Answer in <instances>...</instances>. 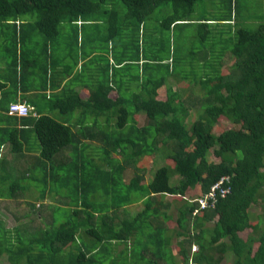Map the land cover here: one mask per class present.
I'll use <instances>...</instances> for the list:
<instances>
[{"label": "trees", "instance_id": "obj_1", "mask_svg": "<svg viewBox=\"0 0 264 264\" xmlns=\"http://www.w3.org/2000/svg\"><path fill=\"white\" fill-rule=\"evenodd\" d=\"M115 1L126 7L120 23ZM257 1L217 0L214 15L205 9L207 0H0V42L18 39L26 26L31 39L47 43L69 33L70 50L81 43L89 52L94 46L84 42V29H99L102 22L108 41L119 37L123 48L130 34L163 47L156 36L161 31L169 34L168 43L178 37L186 44L185 26L198 39L182 66L173 51L172 64L151 53L159 69L165 65L163 73H155L151 60L154 70L148 66L140 74L133 68L129 80V74L115 75L116 98L108 96V83H99L86 99L72 89L50 95L59 110L55 116L40 112L34 118L30 110L12 118L7 110L17 103L15 93L4 91L0 146L16 159L1 175L7 185L0 187V197L30 195L41 203L35 206L31 197L23 212L3 205L17 224L9 225L0 210V263L264 264V0ZM63 22L69 23L67 31ZM121 55L127 56L125 50ZM16 61L20 70L13 67L7 78L22 86L28 66ZM46 71L34 75L46 78ZM170 79L187 80V96ZM137 81V91L122 90ZM5 86L0 81V91ZM163 86L166 97L159 98ZM224 118L238 127L220 129ZM12 119L20 128L10 125ZM22 163L24 171L18 169ZM225 175L229 191L206 198L201 207L198 198ZM32 181L36 192L27 191ZM197 185L200 197L187 198ZM46 198L52 201L45 204ZM134 201L143 204L135 214L128 206ZM253 204L262 210L257 221L250 216ZM247 228L250 234L242 236ZM194 244L198 251L192 253Z\"/></svg>", "mask_w": 264, "mask_h": 264}, {"label": "crops", "instance_id": "obj_2", "mask_svg": "<svg viewBox=\"0 0 264 264\" xmlns=\"http://www.w3.org/2000/svg\"><path fill=\"white\" fill-rule=\"evenodd\" d=\"M11 28L14 29L12 26L8 27L10 31ZM17 28L19 31L18 26ZM32 34L33 31L28 30L25 26L20 34L21 37L18 35V39L12 38L9 43L6 41L0 42V81L6 83L4 90L0 91L1 114H5V105L3 106L1 105V103L4 99L3 93L7 89H11L10 92L15 93V96H13L12 98L16 99V102L25 103L31 108V116H33L34 118L37 117L40 112L52 116L58 114L59 110L54 105V102L50 100L49 96L57 95L61 90L64 89H72L74 90V92L78 93L79 97L86 99L89 97L90 91L93 90L99 83H108L113 87L110 88L108 96L110 98H116L118 96V91L117 87L113 86L115 82V75L119 73L129 74V76H125V80L132 79V74L129 72L133 71V68H136L138 72L142 74L144 68L149 66L150 63L148 62H151V60L153 61L152 57L149 54H144L143 46L149 40L145 39V36L142 34L138 35V39L135 40L136 45H139V53L137 54V49L135 51V54L131 52L132 42L129 38H127V42L130 45H128L126 48H123V51H126L127 56L121 55L122 57H120V51L118 48H116L117 46L113 44L112 40L108 41L111 50L103 51L101 49L99 51L100 54H98L97 48L95 46L90 49L89 52H85L84 50H82L83 47L80 46L81 43L79 44L80 47L76 45V49L74 48L75 51L70 50L69 46L71 43V36L69 33L63 34L61 37L59 36L57 39L48 41L47 43L43 41H37L35 38L31 39ZM21 38H23V40H21ZM119 39L121 40V38ZM129 48L131 53L127 50ZM97 54L98 56L97 58H95ZM14 60H24V63L28 66L29 74L28 76L27 74H25L27 81L22 86H20L19 84L12 86L7 78L9 74L14 75L12 70L13 67H15L17 71L20 70V64L17 61L15 63ZM153 63L155 65L157 64L154 61ZM156 67L157 69L159 68L158 66ZM45 68L47 69V79L44 77L45 74L42 76L34 75V73L37 71L43 73ZM154 68L155 66L152 67V70H154ZM37 77L41 78V83L38 81ZM45 79L47 80V83L45 82L44 85ZM43 86L47 87L45 88L46 96L41 90ZM161 90L162 87L158 90V97L161 98L162 96H164L162 98H165L166 92L160 95ZM185 96L187 95L183 93L182 97ZM192 110L193 109H191V111ZM7 114L9 116H13L12 118L15 119L23 116L10 114L8 113V110ZM4 119V117H0V120ZM11 121L12 122H10V125L12 127L20 128L18 124H14L15 121L13 119ZM26 150L27 149H25V151ZM29 154H37V151H31L29 152ZM15 159L16 156L10 153L9 147H7L6 145L0 146V187L7 185V182L2 181L1 175L5 170L9 168V166H11ZM28 160V158H25L24 163H26ZM3 162H6V165H4ZM22 165L24 164L22 163L18 167L20 171H24ZM27 175L28 174H26V176ZM36 187V182L32 181L29 184L27 191L36 192ZM29 198L30 195L26 198L22 197L19 200L0 197V210L4 212L3 216H6V213L9 215L11 214L10 211L3 207L6 202H9L11 204L12 209L16 208L23 212V208H30L28 203ZM46 199L42 200V202H44L45 204H49L52 201L51 199ZM137 202L139 201H134L132 206ZM38 203L39 202H36L35 206H38ZM62 205H65V203ZM65 206H69V204L66 203ZM128 206L131 207V205ZM132 213L135 214V212ZM14 223L17 224V220ZM190 264L197 263L191 262Z\"/></svg>", "mask_w": 264, "mask_h": 264}, {"label": "rangeland", "instance_id": "obj_3", "mask_svg": "<svg viewBox=\"0 0 264 264\" xmlns=\"http://www.w3.org/2000/svg\"><path fill=\"white\" fill-rule=\"evenodd\" d=\"M208 2H206L208 5L206 6V10H208V13L210 14V13H212V14H217V6H215L214 7V5H215V2L217 1V0H207ZM213 1V2H212ZM261 1H263V0H260V1H257L258 3H260ZM252 4H254V1H252L251 2ZM262 4V3H261ZM115 7H116V9H118V11H119V15H118V19H119V23L122 21V19H123V14H124V12H125V10H126V7L122 4V3H120L119 1H115L114 2V4H113ZM198 6H200V4L198 5ZM198 6H196V8H195V12L196 13H198V12H200L201 10H200V8L198 7ZM108 7H112V3L111 4H108ZM263 7H264V5H263ZM162 9V8H161ZM160 9V10H161ZM169 9V8H168ZM168 9L167 8H165V9H163V10H161L162 11V15L161 16H159V17H162V16H165V13H167V11H168ZM204 9V10H205ZM159 10V11H160ZM203 13V12H202ZM107 19V18H106ZM105 20V19H104ZM68 24L69 23H66V22H63V25L62 26H64V29L67 31V28H68ZM153 24H154V21L152 22V21H150V24L148 25L149 27H151V26H153ZM251 24H253V25H256V22H253V23H251ZM98 26H100V28L99 29H95L93 26V28L92 27H86L85 29H84V32L83 33H85V35H84V42H87V43H89L90 45H88V46H95L96 48H97V53L98 54H100V50L102 49L103 51H105V50H111V48H110V46H109V42H108V39L106 38L107 37V33H108V25L107 24H105V22H102L101 24H98ZM182 29H184L183 31H182V36L183 37H187L189 40H188V43H186V44H182V40L181 39H179L178 37H176V35L182 30ZM181 30H179V31H176V32H172L171 34H170V40L171 41H173V39L175 38V41L173 42V43H168V36H169V34L167 33V32H160L159 34H157L156 36L159 38L158 39V41H160V43L162 44V46L163 47H159L157 44H154V43H150L149 41L148 42H146L145 44H144V46H143V49H144V54L145 55H151V53H152V55H159V57H160V59L161 60H163V62L164 63H171L172 64V60L171 59H169V58H173V56L171 55V51H173V55L174 56H176L177 57V61H179L181 64V66L183 65L182 63H186V62H188V59L186 58V57H184L183 55H184V53L189 49V47L191 48L192 46H191V44H193L194 42H197L198 41V39H197V37H196V33L194 34V36L192 37L191 36V30H190V27H187V26H185L184 28H182ZM124 33H131V31H128L127 30V28L124 30ZM37 38H39V39H41L42 37H41V35H38L37 36ZM127 38H129L130 40H131V42H132V49H131V52L133 53V54H135V51H136V49H137V47H138V45H136V43H135V40L137 39V36H134V35H131L130 34V36H128ZM112 42H113V44H115V46H117L116 48H118L119 49V51H120V54L122 53L123 54V46H121V45H118V44H120L119 42H118V39L116 38V37H114L113 39H112ZM130 45V44H129ZM85 46H87V45H85ZM135 46V47H134ZM86 48H88V47H86ZM126 48V47H125ZM158 48V49H157ZM160 48H161V50H160ZM129 52H130V48L129 49H127ZM126 52V51H125ZM130 52V53H131ZM98 54L96 55V57L95 58H97V56H98ZM130 57H132V56H130ZM196 60H200V59H198L197 57H196ZM149 66H151L152 67V64L151 65H149ZM155 66H157V65H155ZM164 68H165V65L164 64H162L161 66H160V69L158 68L156 71H155V73H157V74H160V73H163V70H164ZM184 70H185V72L184 73H186V74H189V78H194L193 77V75H191L190 76V74L191 73H187V72H189L188 70H187V68H184ZM199 71V70H198ZM198 71L196 70V78L198 77V75L200 74V73H198ZM225 72H227V70H225ZM129 73H131V74H135V72H133V71H130ZM178 77L181 75V73H179V74H176ZM172 76H175L174 74H172ZM176 77V76H175ZM168 78H170V77H168ZM135 83V82H134ZM168 84L169 85H171L173 88H178L180 91H181V89H182V94H183V92H184V94H186V92H188L189 90H190V87L188 86V83H187V81H176L175 79H170L169 81H168ZM177 84H178V86H177ZM138 81L135 83V84H131V85H129L128 83L126 84H123V88H122V90H124L125 88L127 89V90H129V91H132V92H134V91H137L138 90ZM125 89V90H126ZM128 91V92H129ZM166 91H165V86H163L162 87V90L160 91V95L161 94H164ZM162 97H164V96H162ZM194 109V108H193ZM194 113V112H193ZM91 116L89 117V119L87 120L88 122L87 123H91L92 122V120H91ZM142 120V118L140 117L139 118V122ZM222 124H221V127H220V129L222 128V127H235V128H237L238 127V125L236 124H233L232 122H230L229 120H227L226 118H224L223 120H221L220 121ZM224 125V126H223ZM213 130H215V132L216 133H219L218 131H219V129H215V127H213ZM95 157V160H96V162L98 163V164H102L101 163V160H100V158H99V155H98V157L97 156H94ZM210 158L212 159V160H214V161H217L218 159L216 158V157H214L213 155H210ZM141 161H143L142 159H141ZM146 161H148V159H146ZM159 162V164L160 163H162V161H158ZM143 162H140L139 164H142ZM155 168V166L153 165V168L152 169H154ZM174 178H176V177H174ZM200 187H199V185H197L196 187H194L193 189H188L187 190V198H197V196L198 197H200V193H201V190L199 189ZM206 193V192H205ZM32 197V198H31ZM30 198H31V201H32V203L33 202H39V200H37V198H35V197H33V196H30ZM34 198V199H33ZM172 198H174L173 196H171V195H166V199L167 200H170V199H172ZM49 199V198H48ZM48 199H46V200H48ZM194 200V199H193ZM192 200V201H193ZM198 200H199V198H198ZM203 201V199L201 198V200H200V202L199 203H201ZM143 207V204H142V202H137V203H135V205H133V206H131V211L132 212H136V211H138V210H140L141 208ZM13 211H14V209H12ZM249 211H250V216H251V218H252V221H257L256 219L258 218L257 217V215L258 214H261V212H262V210L261 209H259V205H252L251 206V208L249 209ZM4 219H6V221L8 222V224L9 225H13V224H15L14 222L16 221V219L12 216V215H6V217L4 218ZM210 223H212V222H210ZM250 230H251V228H247V229H245L243 232H241L240 234L242 235V236H247L248 234H250ZM122 247V245H120V248ZM196 251H198V246L196 245V244H194L193 246H192V248H191V252L193 253V252H196ZM225 261H226V259H225ZM228 261H230V260H228ZM7 263H9L8 261H3L1 264H7ZM191 263V262H190Z\"/></svg>", "mask_w": 264, "mask_h": 264}, {"label": "built area", "instance_id": "obj_4", "mask_svg": "<svg viewBox=\"0 0 264 264\" xmlns=\"http://www.w3.org/2000/svg\"><path fill=\"white\" fill-rule=\"evenodd\" d=\"M31 108L25 104V103H11L8 108V113L10 114H17V115H27L30 112ZM229 181V176L225 175L220 177L218 181L213 183L210 187V189L204 194L203 201L200 203V206L203 207L207 204V199L206 198H215L216 194L219 193L221 195H224L226 192L229 191L228 186H223L224 182ZM199 198V202L201 200Z\"/></svg>", "mask_w": 264, "mask_h": 264}]
</instances>
